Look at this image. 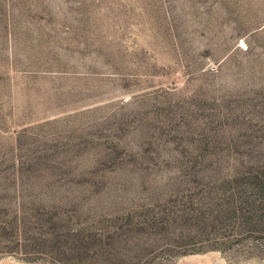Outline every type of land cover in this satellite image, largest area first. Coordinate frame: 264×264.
<instances>
[{"label": "rangeland", "instance_id": "obj_1", "mask_svg": "<svg viewBox=\"0 0 264 264\" xmlns=\"http://www.w3.org/2000/svg\"><path fill=\"white\" fill-rule=\"evenodd\" d=\"M207 255L264 264V0H0V263Z\"/></svg>", "mask_w": 264, "mask_h": 264}, {"label": "bare ground", "instance_id": "obj_2", "mask_svg": "<svg viewBox=\"0 0 264 264\" xmlns=\"http://www.w3.org/2000/svg\"><path fill=\"white\" fill-rule=\"evenodd\" d=\"M211 257H212V255H207V256H203V257H201V256H190L188 258H185L182 262L186 263V264L187 263H189V264H203V263H206ZM2 264H9V262L6 261V262H3Z\"/></svg>", "mask_w": 264, "mask_h": 264}]
</instances>
